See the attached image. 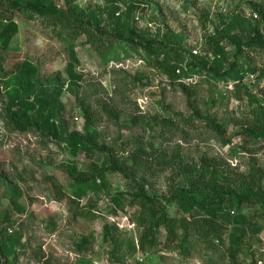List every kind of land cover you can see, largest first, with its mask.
Wrapping results in <instances>:
<instances>
[{
    "label": "rangeland",
    "instance_id": "374dc122",
    "mask_svg": "<svg viewBox=\"0 0 264 264\" xmlns=\"http://www.w3.org/2000/svg\"><path fill=\"white\" fill-rule=\"evenodd\" d=\"M49 2L62 12L94 11L100 27L93 46L83 35L69 41L61 27L26 9H0L1 20L18 28L0 56V80L26 61L37 67L33 80L56 102L51 120L58 130L57 138L42 133L47 115L30 111V128L15 131L4 113L0 84V243L11 248L0 253V264H264V221L248 218L258 205L225 207L230 220L234 211L246 224L227 227L222 242L213 240L211 246L183 231L171 242L163 228L149 244L140 241L143 227L130 196L143 188L165 204L172 191L189 190L171 163L176 156L186 164L215 160L222 190L229 181L241 194L246 187L239 186L236 175L245 177L252 169L259 171L264 188V138L245 141L240 134L243 125L264 126V47L259 46L264 45V0ZM111 9L114 19L128 18L137 35L171 57L175 53L169 66L181 67L182 77L175 74L178 79L172 80L139 46L113 39ZM69 49L76 62L69 59ZM221 55L220 73L230 71L232 78L191 69L209 68ZM70 66L78 77L71 90ZM104 106L119 118L102 115ZM82 107L97 116L91 140L103 152L74 150L64 142L85 134ZM112 164L121 171H111ZM95 168L99 192L75 199L73 181ZM116 195H121L119 205L113 202ZM167 214L190 216L177 203L167 207ZM242 231L241 251L230 257L228 234Z\"/></svg>",
    "mask_w": 264,
    "mask_h": 264
},
{
    "label": "trees",
    "instance_id": "16d2710c",
    "mask_svg": "<svg viewBox=\"0 0 264 264\" xmlns=\"http://www.w3.org/2000/svg\"><path fill=\"white\" fill-rule=\"evenodd\" d=\"M64 1L69 3L71 0ZM112 1L114 4L120 2V0ZM11 8L14 10L26 9L35 13L43 21L51 23L53 27H61L62 30L67 32V37L65 36V38H69V41H74L83 35L87 37L91 45L95 46L96 44L94 32L99 29L100 22L94 11L83 12L78 11V9H71V11L62 12L53 7L49 0H26L24 4L20 3V0H0V9L9 10ZM115 14V10L111 9L110 17L113 19L112 26L114 28L112 38L121 41L127 40L130 44L139 46L154 62L156 68L164 69V73L176 81L178 79L175 75L177 66H169L170 61L176 57V54L173 53L171 57V53H164L161 45L155 46L153 41L137 35L130 27L128 18H126L127 21L121 16L114 19ZM82 15L83 18L81 17ZM261 19L262 21L264 20L262 14ZM17 33L18 28L14 23H9L6 26L0 24V56L3 51L9 48L13 37ZM138 39L141 40L139 43L136 41ZM259 46L264 47V45ZM161 56L165 58L163 61L160 60ZM217 57L209 68L204 64L202 66L191 65V69L200 70L201 68L202 72H207L215 78H232L233 75L230 71L220 73L219 66L223 63V56ZM69 59L76 62L75 54H73L71 49H69ZM69 70L68 89L71 90L72 87L76 86L78 77L73 74L71 66ZM37 73V67L26 61L19 65L14 73L0 80L6 100L4 113L8 124L20 133L26 132L32 124L30 123L32 120V117L29 116L30 111H36L40 115H47L39 128L42 133L50 131L52 137L57 138L58 130L51 120L56 109V102L50 100L42 87H39L33 80ZM234 74L238 75L237 73ZM82 113L85 122L83 128L85 134L83 136L77 133L72 134L64 142L74 150L89 147L100 152L105 151V148L95 146L91 140L93 135L91 128L96 125L97 116L90 111L89 107H82ZM101 113L111 121H116L119 118L116 111L106 106L102 107ZM252 125H243L240 128L242 139L245 141L246 139L257 141L264 138V126L257 121ZM134 162L140 168L142 167L137 155L134 156ZM171 163L175 165L177 173L186 182L189 190L184 188L172 191L169 197L163 198L165 204H162L157 198L147 196L143 188H137L130 195L132 199L131 205L138 207L139 220L141 227H143L140 240L142 243L155 244L157 231L160 228L165 230L171 242L177 240L179 231L195 237L202 244L211 246L213 240L222 242L221 238L225 234L227 227L240 228L246 224L243 225L244 217L237 215L234 211H232L234 217L231 220L229 215L231 211L224 215L223 212L226 211L225 207L227 206L240 209L241 206L247 204L258 205L259 210L253 212L248 218L252 221L256 219L264 221V188L260 177H258L261 176L258 174L259 171L252 169L245 177L236 175L237 182H240L239 186L241 188L243 186L246 187L240 194L239 191L237 192L231 188L232 184L229 181L225 183L224 191L222 190L215 160L202 158L197 164H186L180 156H176L171 160ZM164 165L170 166L169 162L164 163ZM110 168L111 171H121L120 165L117 164H112ZM91 172L90 174H80L73 181L71 194L75 199L81 198L89 191L99 192V188L96 185V174L98 171L95 168ZM120 198L121 195H116L115 199L113 198L114 204L119 205ZM174 203L179 204L184 211L190 212V216L179 219L169 217L167 207ZM245 236L244 231H242L241 235L228 234L227 252L230 257L236 258L240 253ZM0 248H2L0 253L10 252L11 250L10 247L7 248L2 243H0ZM4 264H10V262H5Z\"/></svg>",
    "mask_w": 264,
    "mask_h": 264
},
{
    "label": "built area",
    "instance_id": "2783aa9c",
    "mask_svg": "<svg viewBox=\"0 0 264 264\" xmlns=\"http://www.w3.org/2000/svg\"><path fill=\"white\" fill-rule=\"evenodd\" d=\"M0 24H1V25H8V24H7V21H6V20H1V18H0ZM175 74H176L177 76H181V77H182V68H181V67L176 68V70H175ZM187 80L189 81V79H187ZM232 214H233V212H232Z\"/></svg>",
    "mask_w": 264,
    "mask_h": 264
},
{
    "label": "clouds",
    "instance_id": "9594fccd",
    "mask_svg": "<svg viewBox=\"0 0 264 264\" xmlns=\"http://www.w3.org/2000/svg\"><path fill=\"white\" fill-rule=\"evenodd\" d=\"M2 26H6V25H2Z\"/></svg>",
    "mask_w": 264,
    "mask_h": 264
}]
</instances>
